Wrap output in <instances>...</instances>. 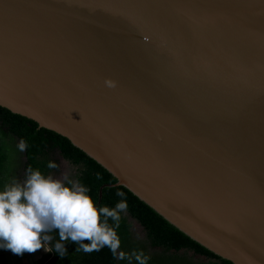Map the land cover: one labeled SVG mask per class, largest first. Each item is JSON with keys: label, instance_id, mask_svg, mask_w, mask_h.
Segmentation results:
<instances>
[{"label": "water", "instance_id": "water-1", "mask_svg": "<svg viewBox=\"0 0 264 264\" xmlns=\"http://www.w3.org/2000/svg\"><path fill=\"white\" fill-rule=\"evenodd\" d=\"M0 116L264 264V0H0Z\"/></svg>", "mask_w": 264, "mask_h": 264}, {"label": "trees", "instance_id": "trees-1", "mask_svg": "<svg viewBox=\"0 0 264 264\" xmlns=\"http://www.w3.org/2000/svg\"><path fill=\"white\" fill-rule=\"evenodd\" d=\"M21 140L27 144L24 151L12 143L14 141L20 143ZM8 143H12L24 157L20 163L24 180L29 167L39 168L45 175L57 171L59 162L53 157V152L58 150L66 160L77 167L76 181L89 189V194L98 206L114 208L121 200L126 201L127 209L120 213L117 228L121 239L120 251L129 254L133 251H142L148 258L147 264H233L180 231L126 187L111 185L116 182V178L94 161L68 146L49 140L2 116H0V190L5 184L12 183L13 179V172L11 174L8 165ZM49 162H55L58 167L48 169ZM99 190H101V196H99ZM117 191H122L124 196H117ZM126 213L139 224L143 233L141 238L134 236ZM109 223L113 226L116 224L112 220H109ZM51 235L53 251L43 255L37 264H138L134 259L130 262L127 259L120 260L114 257L108 247L99 251L84 252L78 250L79 246L71 241L64 242L66 252L60 255L54 249L55 243L59 240L58 230L53 231ZM84 242L88 243V241ZM189 251L203 256L205 261L197 262L191 259L188 257Z\"/></svg>", "mask_w": 264, "mask_h": 264}, {"label": "clouds", "instance_id": "clouds-1", "mask_svg": "<svg viewBox=\"0 0 264 264\" xmlns=\"http://www.w3.org/2000/svg\"><path fill=\"white\" fill-rule=\"evenodd\" d=\"M106 83L114 87L111 80ZM18 147L24 151L27 144L21 140ZM57 167L55 162L47 164L48 169ZM65 180L29 167L22 183L5 184L0 190V248L15 255L35 253L41 248L52 252L51 233L58 230L59 240L54 249L60 255L66 252L64 242L71 241L84 252L108 247L120 260L134 259L138 264H147L148 258L142 251L130 254L120 251L117 228L120 213L127 209L126 201L121 200L114 208L98 206L86 186L78 181L66 184ZM116 194L124 196L122 191ZM109 220L115 221V226Z\"/></svg>", "mask_w": 264, "mask_h": 264}, {"label": "rangeland", "instance_id": "rangeland-1", "mask_svg": "<svg viewBox=\"0 0 264 264\" xmlns=\"http://www.w3.org/2000/svg\"><path fill=\"white\" fill-rule=\"evenodd\" d=\"M5 141V139H4ZM6 142V141H5ZM13 145H19V142L14 141L12 142ZM12 143H8L7 149H8V165H9V170L12 174L13 172V179L11 180L16 181L18 180L19 182H23V172L21 169V160L24 159L22 153H20V151L13 147ZM19 149V148H18ZM19 153V154H18ZM17 155H18V161H17ZM53 157L55 159L58 160L59 162V169L57 171H52L50 172L48 175H52L53 178L56 179H62L65 180V177L67 178L65 180V183H67L68 181H76V176H77V167L72 165L68 160H66L61 153L57 150L53 152ZM126 216L129 220V222L131 223V228H132V232L134 234V236L136 238H141L142 236V231L141 228L139 227V224L137 223V221H135L133 218L129 217L126 213ZM2 249V248H0ZM3 251H8L5 249H2ZM43 250L40 249L38 250V253H42ZM34 254V253H28L25 252L23 255H19V263L18 264H37V257L39 256V254ZM30 254V255H29ZM188 257H190L191 259L199 262V261H205V258H203V256L197 255L192 251L188 252ZM0 264H2V262L0 261Z\"/></svg>", "mask_w": 264, "mask_h": 264}, {"label": "crops", "instance_id": "crops-1", "mask_svg": "<svg viewBox=\"0 0 264 264\" xmlns=\"http://www.w3.org/2000/svg\"><path fill=\"white\" fill-rule=\"evenodd\" d=\"M18 181V180H16ZM43 250L42 253H38L35 252L34 254H39V256L37 257V262L41 259V257L43 255H45L46 253H48L47 251H45L43 248H41ZM30 255V254H29ZM0 261L2 262V264H18L19 262V255H15L13 254L10 250L8 251H3L2 249H0Z\"/></svg>", "mask_w": 264, "mask_h": 264}]
</instances>
